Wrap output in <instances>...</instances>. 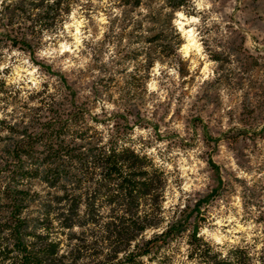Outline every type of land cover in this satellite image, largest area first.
I'll list each match as a JSON object with an SVG mask.
<instances>
[{"label": "rangeland", "instance_id": "374dc122", "mask_svg": "<svg viewBox=\"0 0 264 264\" xmlns=\"http://www.w3.org/2000/svg\"><path fill=\"white\" fill-rule=\"evenodd\" d=\"M0 75V192L28 196L19 210L0 198V220L19 216L34 231L50 215L52 231L65 229L55 235L61 264L114 256L109 238L138 216L150 226L137 241L181 220L264 264V0H0ZM51 125L76 152L125 139L165 171L162 195L114 203L100 175L84 183L73 167L54 186L41 174L56 167L47 140L19 179L10 153L20 133L47 136ZM190 230L171 245V264H197Z\"/></svg>", "mask_w": 264, "mask_h": 264}, {"label": "trees", "instance_id": "16d2710c", "mask_svg": "<svg viewBox=\"0 0 264 264\" xmlns=\"http://www.w3.org/2000/svg\"><path fill=\"white\" fill-rule=\"evenodd\" d=\"M133 2L136 6L142 4V0H126L127 4ZM170 4L174 10H179L185 2L170 1ZM6 88V81L0 75V95L7 93ZM66 134L64 127L54 128L53 126L47 136L44 132L43 134L27 133V131L20 133L23 138L15 144L10 153L19 165L18 171L15 172L19 179L31 176V172L25 169V165L39 163V159L34 157L36 144L47 140L46 160L50 164H56V167H51L43 173L37 168L34 170L36 172L34 175L43 174V178L54 186L63 180V171L66 169L70 176L69 170L73 167L77 168V177L84 183L91 182L96 175H100L98 181L108 186L104 187V190L112 194L110 198L114 203L124 202L139 208L143 201L157 200L162 195L161 184L165 180V171L146 154H141L130 147L125 139L117 137L107 146L92 147L88 152H76L80 149L70 148L69 145H64L58 140ZM74 160L78 163H73ZM16 192L9 188L0 192L1 199L13 202V210L15 208L19 210L18 207L22 206L18 204V201L28 200V196L19 197ZM80 204L79 198L73 202L75 208ZM128 219L124 222L126 227L119 229L117 233H113L114 237L109 238V244L116 248L114 256L107 251L105 255L108 259L94 264H171L173 259L169 253L171 245L181 234L190 230L180 220L170 224L161 233L137 241L136 234L144 233L150 225L142 224L140 216L137 219L131 217ZM49 222L50 215L47 214L44 219H38L33 225L34 231H28L32 225L30 222L21 220L19 216L11 217L6 221L0 220V264H61L62 243L61 240L55 239V235L59 232L64 233L65 229L62 227L60 231L54 232L48 227ZM71 227L73 225L67 228ZM200 227L196 224L188 234L189 260L196 261L197 264H252L253 257L247 246L215 245L201 235ZM40 228L46 230V233H39L37 229ZM133 242L134 247L131 249ZM117 245L125 247L118 249ZM92 247L93 250L100 248L90 244L89 248ZM123 251L125 253L119 257V253ZM223 251H226V254ZM95 256L98 258L99 255Z\"/></svg>", "mask_w": 264, "mask_h": 264}, {"label": "bare ground", "instance_id": "6f19581e", "mask_svg": "<svg viewBox=\"0 0 264 264\" xmlns=\"http://www.w3.org/2000/svg\"><path fill=\"white\" fill-rule=\"evenodd\" d=\"M79 31V29L77 28V32ZM192 37V36H191ZM194 38L189 40V43L186 45V49L189 51V49L195 44L193 43Z\"/></svg>", "mask_w": 264, "mask_h": 264}]
</instances>
